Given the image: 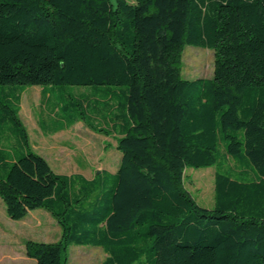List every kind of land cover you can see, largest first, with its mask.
Wrapping results in <instances>:
<instances>
[{"label":"trees","instance_id":"obj_1","mask_svg":"<svg viewBox=\"0 0 264 264\" xmlns=\"http://www.w3.org/2000/svg\"><path fill=\"white\" fill-rule=\"evenodd\" d=\"M187 44L214 49L212 77L182 76ZM29 85L47 107L55 92L72 98L44 132L83 119L117 133L118 168L54 171L19 116ZM72 85L103 93L92 106L111 125L73 108ZM221 154L234 166H217L204 207L185 170ZM0 194L15 218L39 206L58 221L59 240L25 242L36 264H67L87 244L102 264H264V0H0Z\"/></svg>","mask_w":264,"mask_h":264},{"label":"rangeland","instance_id":"obj_2","mask_svg":"<svg viewBox=\"0 0 264 264\" xmlns=\"http://www.w3.org/2000/svg\"><path fill=\"white\" fill-rule=\"evenodd\" d=\"M215 68V51L213 48L187 44L182 54L181 71L186 78L212 77ZM66 93L73 91L74 100L80 112L79 101L84 103L85 111L93 112V121L102 126L111 122L104 117L103 112L97 113L92 104L104 106V95L98 93L97 101L90 95L91 85L67 86ZM124 86H120L122 88ZM80 90V96L77 93ZM77 91V93H76ZM55 92L54 105L45 106L42 101L40 85H29L23 89L19 116L28 129L30 145L34 151L42 155L54 171L62 173L82 172L89 178L96 176L102 169L115 171L121 158V151L116 146L119 136L115 132L106 134L93 130L83 119L71 126L46 135L41 128V122H47L55 127L62 126L65 110L55 109L56 101L64 98L71 100L70 95H60ZM69 94V93H67ZM90 98L93 103L87 106ZM100 103V104H99ZM60 104V103H59ZM55 109V110H54ZM70 112L77 113L70 108ZM10 122L6 119L2 124L3 146L11 145L9 134ZM111 127V126H110ZM5 130V131H4ZM7 137V138H6ZM226 160V161H225ZM234 166V160L221 154L219 161L209 166H188L185 170V186L191 191L197 202L204 207H212L215 200V172L221 163ZM62 230L54 216L43 207L26 209L23 217L15 218L8 211L6 199L0 194V264H36V260L27 255L25 242L28 239L52 242L59 240ZM106 257L105 251L95 245H72L69 248L67 264H102Z\"/></svg>","mask_w":264,"mask_h":264},{"label":"crops","instance_id":"obj_3","mask_svg":"<svg viewBox=\"0 0 264 264\" xmlns=\"http://www.w3.org/2000/svg\"><path fill=\"white\" fill-rule=\"evenodd\" d=\"M44 132V131H43ZM46 135H48V134H54V132H44ZM59 173H62V172H59ZM75 173V172H74ZM80 173H82V172H80ZM68 174H70V173H68Z\"/></svg>","mask_w":264,"mask_h":264}]
</instances>
